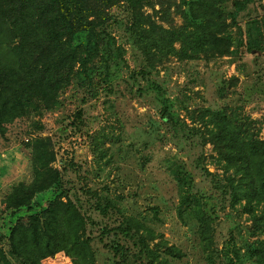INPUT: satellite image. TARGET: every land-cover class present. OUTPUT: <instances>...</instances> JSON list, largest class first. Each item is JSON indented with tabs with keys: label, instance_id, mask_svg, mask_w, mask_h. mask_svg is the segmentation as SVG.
I'll return each instance as SVG.
<instances>
[{
	"label": "rangeland",
	"instance_id": "rangeland-1",
	"mask_svg": "<svg viewBox=\"0 0 264 264\" xmlns=\"http://www.w3.org/2000/svg\"><path fill=\"white\" fill-rule=\"evenodd\" d=\"M220 8L228 19L224 56L200 53L180 59L172 53L148 67L131 39V15L123 3L108 11L105 25L77 34L72 44L82 45L83 56L95 54L87 66L88 80L77 65L50 109L34 102L0 135V210L18 184L33 179L30 144L50 138L55 154L50 167L59 172L62 189L87 219L82 238L90 240L91 264H117L110 240L136 254L133 241L102 234V228H115L125 220L138 225L148 251L130 258L129 264H149L147 256L160 264H230V243L243 254V240L256 238L249 236L248 215L239 206L231 209L223 193V165L216 163L207 137L214 115L251 121L248 132L264 139V0H251L239 11L231 1ZM175 11L172 7L171 25L180 27L182 19ZM173 47L180 50L177 43ZM152 81L166 91L170 121L162 119L155 94L143 91ZM78 111L81 118L75 115ZM174 171L181 172L184 186H178ZM60 192L57 184L35 195L32 206ZM186 192L197 194L198 199L188 198L192 209L203 204L213 218L210 248L186 210ZM98 202H111L116 209L102 216L93 209ZM1 248L7 249L2 240ZM8 257L12 264H24ZM78 257L72 261L63 252L41 262L84 264Z\"/></svg>",
	"mask_w": 264,
	"mask_h": 264
},
{
	"label": "trees",
	"instance_id": "trees-1",
	"mask_svg": "<svg viewBox=\"0 0 264 264\" xmlns=\"http://www.w3.org/2000/svg\"><path fill=\"white\" fill-rule=\"evenodd\" d=\"M177 1L178 4L176 0H0V135L6 133L9 124L23 118L34 102L45 110L50 109L77 65L88 80L87 66L95 54L88 52L83 56L86 50L72 41L85 29L105 25L112 7L121 3L128 7L131 39L152 68L172 53L180 59H187L188 54L226 55L229 43L222 37L228 19L220 6L231 1L239 11L251 0ZM172 7L182 19L180 27L171 25ZM230 20L235 23L231 13ZM176 43L180 46L177 52L173 47ZM139 74L148 79L143 72ZM143 91L155 94L162 105V119L170 121L166 91L154 81ZM75 115L81 118L82 114L78 111ZM209 121L213 130L208 132L207 142L217 155L216 163L223 165L220 186L230 198L231 209L237 211L239 206L240 212L248 215L249 236L256 238L243 240V254L230 243V264H264V139L248 132L251 121L243 124L237 118L229 120L214 115H210ZM30 145L33 179L29 184H18L0 210L3 224L0 240L7 247L0 249V262L12 264L8 257L11 256L24 264H42L41 260L64 252L72 261L78 255V260L91 264L90 240L82 238L87 219L62 189L59 172L50 167L55 162L53 143L45 138ZM180 174L172 173L179 187L186 184ZM57 184L59 194L48 202L42 197L32 206L35 195L40 196ZM194 195L186 192V210L199 224L202 242L210 248L213 218L203 204L192 209L189 200L197 198ZM63 197L66 202L62 201ZM93 209L106 216L116 208L111 202H98ZM131 222L125 220L115 228L101 229L103 235L127 238L138 248L135 254L118 241L110 240L108 245L119 258L117 264H129L130 258L148 254L145 238L139 233L138 225ZM147 258L149 264H160L154 263L155 257Z\"/></svg>",
	"mask_w": 264,
	"mask_h": 264
}]
</instances>
